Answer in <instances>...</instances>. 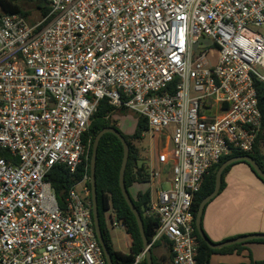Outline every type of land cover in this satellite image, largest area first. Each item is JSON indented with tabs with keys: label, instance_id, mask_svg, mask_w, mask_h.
<instances>
[{
	"label": "built area",
	"instance_id": "1",
	"mask_svg": "<svg viewBox=\"0 0 264 264\" xmlns=\"http://www.w3.org/2000/svg\"><path fill=\"white\" fill-rule=\"evenodd\" d=\"M46 1L35 24L0 12V263L107 264L91 177L63 204L48 181L88 161L107 101L112 118L125 108L149 126L150 247L167 241L172 264H197L195 194L221 158L253 151L262 128L264 35L252 28L264 26V0ZM202 38L211 43L197 53ZM112 224L126 230L116 214ZM144 261L145 250L131 264Z\"/></svg>",
	"mask_w": 264,
	"mask_h": 264
},
{
	"label": "trees",
	"instance_id": "2",
	"mask_svg": "<svg viewBox=\"0 0 264 264\" xmlns=\"http://www.w3.org/2000/svg\"><path fill=\"white\" fill-rule=\"evenodd\" d=\"M32 11L37 12L41 18H44L49 15L51 8L46 0H0V12L2 13L21 14L29 20V17L32 15ZM255 87L257 89L259 108L262 114V128L256 140L253 151H251L250 153H235L233 155L221 158L220 162L212 169L210 175L206 178L200 191L197 192L194 197V202L192 205V213L195 218L194 235L199 244L197 264H211V258L216 254L227 255L233 254L234 252H238L239 254H241L245 249L244 246L247 244H264V240H258L244 244H237L220 250H213L203 241L196 228V217L200 208V204L204 198H206L214 191L216 184V174L222 164L236 156L250 155L258 163L262 171H264V84L256 82ZM113 110L114 108L111 107L107 103V101H102L99 105L97 113L92 117L91 125L86 135L87 139H90L91 141L90 158L88 159V161L85 164L80 165L75 173H70V171L63 166H56L48 175V181L53 184L61 204H63L69 191L75 186V184L81 182L85 178V176L91 177L92 150L97 135L104 128L108 127H114L119 130L117 124L112 120L111 117ZM120 112L126 113L129 111L124 108L120 110ZM148 130L149 126L147 120L140 116L137 129L132 137H127L121 132L130 146V156L125 173V183L127 189H129V187L134 184L148 183L147 171L144 163H142L141 165L139 164V162L141 161L140 151L135 144V142L143 140V134ZM2 155L5 157L8 156L7 153H2ZM123 157L124 147L120 139L114 134H105L101 138L98 147L95 176L101 230L114 264H131V262L134 260V257L144 251L143 240L141 237L139 226L137 224V220L132 213L129 205L127 204L120 188L119 177ZM240 163L247 164L252 169L254 174L264 182V180L257 175L250 164L246 162H237L230 165L224 171L222 176L220 194L226 188V177L229 174L230 170L235 165ZM87 186L91 189L90 181L87 182ZM132 200L142 216L146 236L149 240H151L158 228V222L157 220L150 219L146 216V210L149 203V191L145 193L139 192L137 197L135 199L132 198ZM108 210H112L116 214L117 218L122 219L126 224V231L132 239V245L129 254H124L114 249L104 217V213ZM163 243L164 244L160 242L156 246H153L152 250L161 246L167 249L169 255L167 257H163L162 259H158L155 255H153L154 264H172L171 244L167 241H163ZM249 258L250 263L240 264H264V260L256 261L252 258L251 254ZM144 264H147V262L144 261Z\"/></svg>",
	"mask_w": 264,
	"mask_h": 264
},
{
	"label": "crops",
	"instance_id": "3",
	"mask_svg": "<svg viewBox=\"0 0 264 264\" xmlns=\"http://www.w3.org/2000/svg\"><path fill=\"white\" fill-rule=\"evenodd\" d=\"M203 226L215 243L264 233V182L247 164H237L230 170L225 190L205 210ZM244 248L241 254L234 252L216 255L247 258L246 262H226L227 264L250 263L249 256L253 252L257 256L256 261L264 260V244L252 243Z\"/></svg>",
	"mask_w": 264,
	"mask_h": 264
},
{
	"label": "water",
	"instance_id": "4",
	"mask_svg": "<svg viewBox=\"0 0 264 264\" xmlns=\"http://www.w3.org/2000/svg\"><path fill=\"white\" fill-rule=\"evenodd\" d=\"M201 42H204L206 44L211 43L209 39L202 38L194 46V50H197V53H199L198 45ZM107 133H111V134L116 135L123 144L124 157H123V162H122V166H121V170H120V177H119L120 188H121L122 194H123L127 204L129 205L132 213L134 214V216L137 220V224L139 226V230H140L141 237L143 240V247H144V250L146 251V262H147V264H154L153 250L149 245L150 244L149 239L147 238L146 233H145L144 222H143L142 216H141L140 212L138 211L137 207L135 206V204H134V202L130 196V193L126 187V183H125V173H126V169H127V165H128V161H129V156H130V146H129L127 140L125 139V137L123 136V134L118 129H116L114 127L104 128L97 135L96 140H95L94 145H93V150H92L91 180H90V182H91V197H92V203H93V218H94V226H95L96 235L98 237V240H99L101 246L103 247V250H104V253L106 256V260H107V264H114L112 257L110 255V252L108 250V247L105 243L102 230H101L99 211H98V200H97V185H96V176H95L98 147H99L101 138ZM237 162H246V163L250 164L252 166V168L254 169V171L257 173V175L264 180V171H262V169L260 168L258 163L250 155H242V156L233 157V158L227 160L218 169L217 174H216L215 189L210 195H208L206 198L203 199V201L200 204V208H199V211H198V214L196 217V228H197L201 238L213 250H220V249L230 247V246H234L237 244H244V243H248V242H252V241L264 240V233H257V234H250V235L242 236L239 238H234V239L227 240V241H224L221 243H215L212 240H210V238L206 235V233L203 229L202 222H203V216H204L205 210H206L207 206L216 197H218V195L220 194L221 185H222V176H223L224 171L230 165L237 163Z\"/></svg>",
	"mask_w": 264,
	"mask_h": 264
},
{
	"label": "rangeland",
	"instance_id": "5",
	"mask_svg": "<svg viewBox=\"0 0 264 264\" xmlns=\"http://www.w3.org/2000/svg\"><path fill=\"white\" fill-rule=\"evenodd\" d=\"M41 20V17L39 14L35 11H32V15L29 17V22L32 24H35ZM254 32L261 33L264 35V26L263 27H253L252 28ZM213 53V61L218 56V51L215 47L212 48ZM140 118V115L135 112H126L121 113L120 111L116 113L112 120L117 124V127L119 128V131L122 132L127 137H132L137 129L138 120ZM137 148L140 151V159L141 161L139 164L141 165L143 162L146 161L147 153L146 151L149 148L150 145V136L149 134H146V136L143 138V140L135 142ZM167 179H171V172L170 170L167 171ZM169 184H165L164 188L169 189ZM83 185L77 186V191L82 192ZM150 185L149 184H134L131 187H129L128 191L130 193L131 198H136L138 191H141L142 193H145L149 191ZM105 217V223L107 230L109 232L112 244L114 246V249L116 251H120L124 254L130 253V248L132 245V239L131 236L127 233V231L124 228H115L113 227L112 221L115 218V213L112 210H108L104 213ZM254 254V256H253ZM252 256L253 259L256 260V254L253 252ZM153 255H155L158 259H162L163 257H167L169 254L167 252V249L164 247H158L153 250ZM218 258V259H217ZM246 262L247 258H241V257H227V256H221L216 255L212 258L211 264H227L226 262ZM258 261V260H257ZM240 264V263H238Z\"/></svg>",
	"mask_w": 264,
	"mask_h": 264
}]
</instances>
